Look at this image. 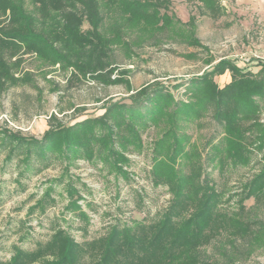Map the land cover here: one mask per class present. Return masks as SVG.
<instances>
[{
  "label": "rangeland",
  "instance_id": "obj_1",
  "mask_svg": "<svg viewBox=\"0 0 264 264\" xmlns=\"http://www.w3.org/2000/svg\"><path fill=\"white\" fill-rule=\"evenodd\" d=\"M96 1L101 50L59 47L58 58L48 48L0 43V263L16 247L30 252L41 245L46 256L44 245L57 229L82 244L114 224L152 221L175 188L181 202L196 204L205 177L208 197L216 195L214 219L184 264H264V180L249 196L247 190L264 170L263 6L150 0L160 6L133 12V3L148 0ZM23 7L46 35L65 14L80 11L79 4L54 10L39 0H23ZM7 15L0 8V26ZM81 28L88 29L86 21ZM96 56L105 68L73 64H91ZM221 60L236 65L243 82L227 90L239 111L222 106L219 122L213 90L232 81L231 70L215 69ZM202 77L207 84L194 85ZM253 85L259 90L252 92ZM113 104L124 111L106 113ZM228 115L248 129L237 146L242 155L232 159ZM84 121L90 123L78 129H92L94 138L81 134L83 145L65 148L59 141L45 160L21 149L9 156L16 145L9 133L41 141L47 131Z\"/></svg>",
  "mask_w": 264,
  "mask_h": 264
},
{
  "label": "trees",
  "instance_id": "obj_2",
  "mask_svg": "<svg viewBox=\"0 0 264 264\" xmlns=\"http://www.w3.org/2000/svg\"><path fill=\"white\" fill-rule=\"evenodd\" d=\"M39 2L40 5L54 10H60L66 5L74 7L75 4H79L80 11L65 14L63 22H56L49 31V35H46L40 25H37L35 18L25 11L23 0H0V8L4 12L8 10V15L6 16L7 24L0 26L1 44L6 47L23 44L28 49L34 50L48 48L55 52L58 58H63V52H59V47L67 49L71 47H77L78 49L90 47L96 50L103 48L105 43L102 41L99 31L102 16L99 13L96 0H39ZM159 6V3L148 0L133 3L130 10L141 12L147 8ZM84 21L88 24L86 31L81 28ZM95 58L91 64L82 60H78L73 64L76 68L83 71L105 68L106 63L104 60L97 56ZM225 68L232 71V81L223 89H214L215 94L211 98L216 104L215 118L219 122L223 116V112L220 109L222 106L227 110L232 108V114L239 111L238 108V111H236L235 107H232L234 103L230 102L231 92L229 94L227 90L243 82L237 76H243L241 75L242 72L230 61L221 60L215 66L216 70L223 71ZM4 69L7 70L6 66ZM203 79L205 78H196L192 82L196 86L207 84ZM259 88L260 86L253 85L251 91L255 92ZM146 100L149 101L148 97ZM135 101L133 99L132 103H135ZM112 111L123 112L124 110L122 106L113 104L106 109V113ZM245 118H248V116H245ZM224 120L226 121V133L234 139V146L229 156L232 159L235 156L242 155L240 151L239 153L237 152V146H240L243 135L248 129L238 125V118L234 115H228ZM88 123L90 122H81L72 129L47 131L41 141L26 139L9 133L7 136L16 142V145L10 149L9 156L15 150L21 149V152L26 156L34 151L38 157L45 160L46 152L57 148L59 141H62L65 148L72 147L74 149L76 146L83 145L81 134L88 140L94 138L92 129L88 130V132L78 129L79 126L85 127ZM92 123H95V121H92ZM253 126H255V123ZM55 135L60 136V140L53 139ZM101 138L102 141H108V135H103ZM262 180H264V170L247 189L248 196L252 194L255 184ZM199 189L201 194L196 204H190L191 202L188 200L181 202V189L175 188L169 205L152 221L147 223L136 221L132 225L114 224L104 236L82 244L74 241L65 231L57 229L44 245L47 252L46 256L42 255L41 245L30 252L16 247L7 264H184L189 255L193 253L192 251L202 243L204 224L207 225L209 221L214 219L211 217L209 209L216 195L211 192V197H208L207 194L211 186L208 185L205 177L200 181ZM184 214H188L186 218Z\"/></svg>",
  "mask_w": 264,
  "mask_h": 264
},
{
  "label": "crops",
  "instance_id": "obj_3",
  "mask_svg": "<svg viewBox=\"0 0 264 264\" xmlns=\"http://www.w3.org/2000/svg\"><path fill=\"white\" fill-rule=\"evenodd\" d=\"M238 2H240V3H243V2L250 3L252 5H259V4H261L263 6V8H264V0H238Z\"/></svg>",
  "mask_w": 264,
  "mask_h": 264
}]
</instances>
